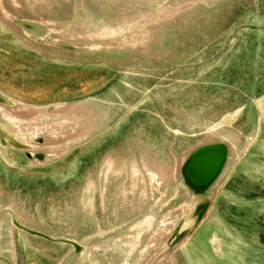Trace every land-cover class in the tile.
I'll return each instance as SVG.
<instances>
[{
	"label": "rangeland",
	"instance_id": "obj_1",
	"mask_svg": "<svg viewBox=\"0 0 264 264\" xmlns=\"http://www.w3.org/2000/svg\"><path fill=\"white\" fill-rule=\"evenodd\" d=\"M217 143L197 192L183 165ZM5 209L81 264H264V0H0ZM0 245L72 249L8 214Z\"/></svg>",
	"mask_w": 264,
	"mask_h": 264
},
{
	"label": "water",
	"instance_id": "obj_2",
	"mask_svg": "<svg viewBox=\"0 0 264 264\" xmlns=\"http://www.w3.org/2000/svg\"><path fill=\"white\" fill-rule=\"evenodd\" d=\"M226 156L227 149L221 143L204 145L194 150L182 168V177L186 185L197 192L207 190L223 168ZM204 207L205 205L202 208ZM202 213L203 211L199 214L198 222L201 220ZM5 214L11 217V222L16 228L31 236L43 238L53 243L71 245L72 249L61 259L59 264H81L80 258L87 249L84 245L64 238H53L42 232L28 228L16 220L14 212L10 209H5L1 212L0 222ZM0 264H14V254L11 246L0 245Z\"/></svg>",
	"mask_w": 264,
	"mask_h": 264
}]
</instances>
